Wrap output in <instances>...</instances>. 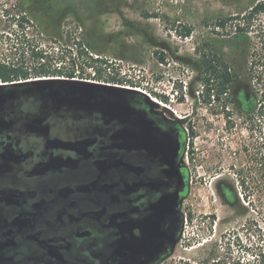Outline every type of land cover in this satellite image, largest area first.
<instances>
[{"label": "flooded vegetation", "instance_id": "obj_1", "mask_svg": "<svg viewBox=\"0 0 264 264\" xmlns=\"http://www.w3.org/2000/svg\"><path fill=\"white\" fill-rule=\"evenodd\" d=\"M184 31L188 37L194 28ZM180 58L208 74L219 63L208 53ZM231 58L220 67L232 71ZM24 71L0 64V264H171L194 214L200 76L181 79L178 89L154 82L151 96L123 92L130 108L110 115L54 96L43 82L59 78L53 69L37 77ZM242 89L236 99L231 88L215 97L240 113L252 95L249 79ZM228 187L218 186L227 203Z\"/></svg>", "mask_w": 264, "mask_h": 264}, {"label": "rangeland", "instance_id": "obj_2", "mask_svg": "<svg viewBox=\"0 0 264 264\" xmlns=\"http://www.w3.org/2000/svg\"><path fill=\"white\" fill-rule=\"evenodd\" d=\"M100 1L107 4L100 21L89 19L84 27L72 14L59 21L64 0H24V5L23 0H0V64L21 67L30 73L28 77L49 74L52 69L60 78L72 70L80 79L113 83L115 77L146 96L152 93L151 84L159 80L156 85L168 90L173 81L182 79L187 84L199 75L196 95L202 103L191 159L197 176L191 189L194 214L171 264H262L264 12L250 14L259 0ZM34 6L40 7L38 14ZM221 18L224 27L218 26ZM89 26L100 33L97 51L79 42ZM185 26L194 28L188 37ZM217 52L225 62L232 56L233 68L258 93L254 119L238 113L236 105L222 107L215 97L217 82L207 93L210 87L203 76L209 74L204 67L196 69L180 58L185 54L195 60ZM98 56L106 62L93 61ZM42 68L47 73H39ZM59 68L63 72L55 73ZM205 97L212 104H205ZM186 98L184 108L191 111L192 100L189 95ZM221 180L235 185L245 209L222 199Z\"/></svg>", "mask_w": 264, "mask_h": 264}, {"label": "trees", "instance_id": "obj_3", "mask_svg": "<svg viewBox=\"0 0 264 264\" xmlns=\"http://www.w3.org/2000/svg\"><path fill=\"white\" fill-rule=\"evenodd\" d=\"M64 3L66 4L64 6V10L61 13V16H59V21L61 22L65 17L67 18L68 15H73L74 19L81 25H83L84 27H86V24L88 23L89 19H93L92 22L93 23H98L100 21L101 15L103 14V12L106 10V3L105 2H99V0H64ZM56 6V5H55ZM54 6V7H55ZM53 7V6H52ZM34 12L35 14H38V12L40 11V7L39 6H34ZM58 11L60 12V10L58 9ZM258 12H264V0H259L255 3V5L252 6L251 10H250V14H256ZM90 17V18H89ZM57 22H55L56 24ZM220 24H224V21H219ZM244 28L240 27V30L242 31ZM99 32L97 28H93L92 26H89V28H87V32H83L82 34V40H80V45H86L87 47H89L90 49H93L95 51H97V47H98V37H99ZM98 55V54H97ZM220 54L214 53L212 57H216L218 60V64L215 65H211L209 70H210V74L208 77H204L203 76V81L210 83V81L213 79L214 77V71H217V93L220 95L221 93L225 92L227 89H233L234 93H235V99L238 96V93L243 94L244 90L243 88V83L244 81L241 79V75L239 73V71L236 68H233L232 71L229 70L228 65H226L225 68H221L220 67V63H221V59H220ZM161 59L164 60V55L160 56ZM93 61H98V62H106V61H101L103 58L101 57H92ZM213 59L211 58L210 61H212ZM3 66V65H2ZM202 70H204V73H206L205 68H202ZM39 73H47V70L45 69H41L38 71ZM62 73L63 70L62 68H59L57 70H55V73ZM6 72L4 71V74ZM7 74L10 75L11 71L8 72ZM68 75H66L67 77H75V70H72L70 72H67ZM208 74V73H207ZM3 75V74H2ZM28 73L27 71L23 72V76L28 77ZM113 80V83H118V84H122L121 79H117L115 77L111 78ZM215 79H213L212 81H214ZM112 82V81H109ZM212 83V82H211ZM214 85V84H212ZM212 89V87L207 88V93L210 94V90ZM263 95H264V90L262 91ZM251 97H249V99H245V105H243V107H241V112H244L247 117H251L252 119L254 114L256 113V111L258 110V105H259V97H258V93L255 92L254 90H252L251 93ZM245 97V96H244ZM264 110V109H263ZM262 112V111H261ZM244 181H243V185H244ZM229 189V190H228ZM228 189H226V191L229 193L228 195V203H230L231 205H240L243 206L245 209V206L242 204L236 187L234 184H229ZM262 264H264V257L261 260Z\"/></svg>", "mask_w": 264, "mask_h": 264}, {"label": "water", "instance_id": "obj_4", "mask_svg": "<svg viewBox=\"0 0 264 264\" xmlns=\"http://www.w3.org/2000/svg\"><path fill=\"white\" fill-rule=\"evenodd\" d=\"M49 82L54 96L61 101L78 108L104 111L114 115L122 109L130 108L123 98V92L136 91L118 84H105L88 80H70L64 78L43 80ZM66 94H62V89ZM121 114V113H120Z\"/></svg>", "mask_w": 264, "mask_h": 264}, {"label": "built area", "instance_id": "obj_5", "mask_svg": "<svg viewBox=\"0 0 264 264\" xmlns=\"http://www.w3.org/2000/svg\"><path fill=\"white\" fill-rule=\"evenodd\" d=\"M62 78H65V77H62ZM74 78H77V77H74ZM81 79L88 80V81H93V82H102V83L105 82V81H101V80H98V79H95V78H81ZM146 93H147L148 96H151V94L149 92H146Z\"/></svg>", "mask_w": 264, "mask_h": 264}, {"label": "clouds", "instance_id": "obj_6", "mask_svg": "<svg viewBox=\"0 0 264 264\" xmlns=\"http://www.w3.org/2000/svg\"><path fill=\"white\" fill-rule=\"evenodd\" d=\"M177 83H178V84H177ZM179 83H180V80H178V81H173V84H171V86H170V87H172V86H175V85H176V87H177V89H178V88H179V87H178Z\"/></svg>", "mask_w": 264, "mask_h": 264}]
</instances>
